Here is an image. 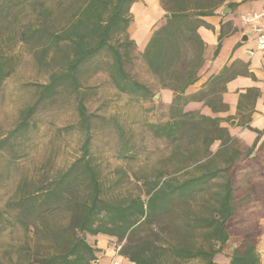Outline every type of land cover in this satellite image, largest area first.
<instances>
[{"label": "trees", "instance_id": "obj_1", "mask_svg": "<svg viewBox=\"0 0 264 264\" xmlns=\"http://www.w3.org/2000/svg\"><path fill=\"white\" fill-rule=\"evenodd\" d=\"M137 1L53 0L48 5V0H0V86L11 73L13 60L4 45L16 34L26 44H39L42 58L52 53L51 61L62 68L42 87L41 100L54 96L59 87L78 91L81 67L106 50L112 53L109 74L116 88L136 98H148L150 91L123 67L121 49L131 42L113 44L116 36L127 32L132 22L129 11ZM161 1L182 8L178 0ZM28 11L34 17L24 23ZM167 46L164 56L176 61L179 51L175 43ZM37 107L38 102L23 110L11 136L30 128ZM78 108L83 124L87 123L83 102ZM172 118L171 123L151 126L153 135L170 143H178L183 136L200 140L191 166L198 174L181 180L159 173L152 179H137L144 189L136 195L116 194L113 189L124 176L114 181L102 176L90 156L88 134L82 155L65 171L51 180L23 183L7 203L6 213L0 211V218L8 214L33 243L19 249L21 256L13 264H94L100 251L89 243L87 234L116 238L120 256L134 264H183L194 259L216 264V256L235 236L240 241L227 264H260L257 245L261 228L254 223L242 231L237 229L244 215L236 202L239 176L251 170L258 179L246 190L263 206L264 216V162L260 157L264 133L257 131L253 146L242 151L227 131L211 130L215 124L211 121L208 125L210 119ZM217 139L222 145L212 152L211 144ZM129 147L130 142H125L123 153L130 152ZM218 158L225 166L215 165ZM217 180L222 181L215 183ZM213 186L217 190L210 192ZM203 194L206 197L198 211V197ZM0 264H5L1 257Z\"/></svg>", "mask_w": 264, "mask_h": 264}, {"label": "rangeland", "instance_id": "obj_2", "mask_svg": "<svg viewBox=\"0 0 264 264\" xmlns=\"http://www.w3.org/2000/svg\"><path fill=\"white\" fill-rule=\"evenodd\" d=\"M52 3L53 0H48V5ZM27 15L23 18L24 23L34 17L32 12ZM12 37L4 45L5 53L13 59L11 73L0 86V211L6 213L7 203L15 198L23 183L51 180L65 171L82 155L88 134L90 156L100 166L102 176L108 181L124 176L113 189L116 194L136 195L144 189L137 179H152L159 173L181 180L199 173L191 166L193 157L198 156L201 141L188 136L181 137L178 143L156 138L151 126L164 124L161 106L153 96L136 98L116 88L109 74L113 58L110 51L102 52L81 67L78 91L71 86L59 87L54 96L41 100L42 87L62 68L59 63L51 61L52 53L42 58L39 44L21 42L16 34ZM127 41L126 32L116 36L113 44ZM121 53L125 71L143 82L142 57L137 47L131 42L121 49ZM36 102L38 107L30 120V128L11 136L23 110ZM80 102L85 105L89 117L85 124L78 108ZM125 142H130L128 153H123ZM242 149L246 150L245 147ZM256 156L255 152L252 157ZM260 157L264 162V153H260ZM215 165L225 166V162L218 158ZM257 179L251 170L239 176L236 205L244 217L237 229L242 231L258 223L262 232L257 250L264 259L263 206L246 190ZM216 190L217 187L213 186L210 192ZM203 197L206 196L198 197V211ZM5 213L0 218V257L5 264H13L21 256L19 249L33 243ZM64 220L60 217V221ZM87 239L92 245L102 247L94 264H113L115 261L130 264L120 256V243L116 238L87 234ZM239 241L238 237H232L223 252L216 256V264H227ZM183 264L203 263L194 259Z\"/></svg>", "mask_w": 264, "mask_h": 264}, {"label": "crops", "instance_id": "obj_3", "mask_svg": "<svg viewBox=\"0 0 264 264\" xmlns=\"http://www.w3.org/2000/svg\"><path fill=\"white\" fill-rule=\"evenodd\" d=\"M177 3L182 8L161 0L132 4L127 34L141 53L143 82L133 79L161 106L164 124L180 115L210 119L211 130L224 129L235 147L248 150L257 131L264 133V0ZM170 42L179 51L176 61L164 56ZM221 145L215 140L211 151Z\"/></svg>", "mask_w": 264, "mask_h": 264}, {"label": "built area", "instance_id": "obj_4", "mask_svg": "<svg viewBox=\"0 0 264 264\" xmlns=\"http://www.w3.org/2000/svg\"><path fill=\"white\" fill-rule=\"evenodd\" d=\"M253 17L256 18L257 15L254 14ZM249 20H250V18L246 19V21H249ZM259 45L264 47V37L259 38ZM113 264H122V262L121 261H115V262H113ZM132 264H134V263H132Z\"/></svg>", "mask_w": 264, "mask_h": 264}, {"label": "water", "instance_id": "obj_5", "mask_svg": "<svg viewBox=\"0 0 264 264\" xmlns=\"http://www.w3.org/2000/svg\"><path fill=\"white\" fill-rule=\"evenodd\" d=\"M253 156H255V154Z\"/></svg>", "mask_w": 264, "mask_h": 264}]
</instances>
